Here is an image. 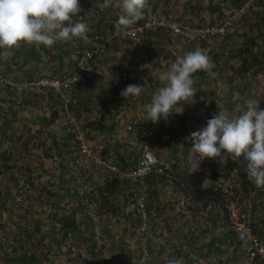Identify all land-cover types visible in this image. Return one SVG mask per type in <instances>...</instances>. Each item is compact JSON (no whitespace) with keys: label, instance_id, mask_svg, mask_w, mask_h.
<instances>
[{"label":"rangeland","instance_id":"374dc122","mask_svg":"<svg viewBox=\"0 0 264 264\" xmlns=\"http://www.w3.org/2000/svg\"><path fill=\"white\" fill-rule=\"evenodd\" d=\"M103 2L79 0L81 11L71 21L80 19L88 25L85 38L57 41L51 47L22 44L9 56L0 57V264H138L142 245L147 244L139 242L141 221L133 215L135 205L130 200L137 185L122 183L115 176L107 181L108 190L98 181L99 189L94 187L91 194V179L81 177L82 185L74 180L73 175L99 173L89 161L83 168H74L75 157L83 158L76 145L79 130L86 132L92 150L96 144L109 145L116 157L125 158L127 166L118 165L120 160L114 155L107 162L116 167L108 175H122L134 166L140 147V130L128 134L124 126L138 119L141 129L153 127L154 154L168 167L158 184L163 198H172L176 215L179 192L171 196L169 190H176L178 175L202 168L208 176L204 189H212L217 180L234 181L235 207L245 209L241 198L248 191L251 201L255 198V204L263 203L256 201L264 200V188L249 180L243 156L224 154L216 160H201L191 152V134L205 127L214 113L231 111L236 103L234 93L240 94V103L252 99L259 103L258 110H264V0H148L143 18L125 30L140 26L150 15L155 17L157 24L140 37L137 46L115 28L119 8H104ZM226 24L223 34L215 31ZM106 40L105 53L89 61L87 70L66 91L74 105L64 106L53 93L37 86L42 79L71 77L77 60L74 51L94 48ZM197 48L205 51L214 66L209 72L194 74L195 101L178 105V114L168 121L152 123L144 105L162 86L159 74L178 56ZM121 72L126 78L115 85ZM129 84L144 86L143 94L122 97L121 91ZM229 162L235 163V169H230ZM80 188L84 196L78 193ZM19 190L21 203L15 204ZM250 214L253 225L252 209ZM141 220L146 229L148 218ZM209 221L207 231L203 221L194 223L198 236L203 232L215 235L219 224ZM96 231L107 239L105 246L93 240ZM182 234L180 230L172 238L175 246L188 237ZM231 236L228 245L232 247L228 250L225 243L222 260L210 264H245L243 250Z\"/></svg>","mask_w":264,"mask_h":264},{"label":"clouds","instance_id":"9594fccd","mask_svg":"<svg viewBox=\"0 0 264 264\" xmlns=\"http://www.w3.org/2000/svg\"><path fill=\"white\" fill-rule=\"evenodd\" d=\"M148 0H104L102 7H118L120 14L115 24L118 32L127 30L143 18ZM81 11L79 0H0V57H7L22 44L51 47L57 41L85 38L88 25L79 19L71 21ZM68 22V26H65ZM211 58L197 48L183 56L159 74L162 86L144 105L148 120L156 124L178 114L177 106L195 101L197 78L195 73L209 72ZM144 86L129 84L121 91L125 99L140 97ZM241 100L233 94L235 107L214 113L205 127L191 134L192 153L201 160H216L224 154L243 156L246 173L257 188H264V110L252 99ZM181 114V113H179ZM166 264H184L183 258L173 257Z\"/></svg>","mask_w":264,"mask_h":264},{"label":"built area","instance_id":"2783aa9c","mask_svg":"<svg viewBox=\"0 0 264 264\" xmlns=\"http://www.w3.org/2000/svg\"><path fill=\"white\" fill-rule=\"evenodd\" d=\"M154 24H157V21L154 16H149L144 20V22L136 27L132 28L129 31H124V36L133 43V46H137L136 42L140 40L143 34H146L148 31L152 30ZM221 28H216L215 31L223 34L225 32V26ZM214 30V29H211ZM213 31H211L212 34ZM116 34L115 36H117ZM108 40L104 43L95 46L91 49H77L74 51V55L77 60L75 62L74 71L71 72V77L63 75L60 78L47 80L42 79L37 82V86H40L46 89L48 92L53 93L57 101H61L64 106L74 105L75 101L67 99L66 91L73 85L74 82L78 81L81 73L85 72L86 64L89 61L95 60L96 58L101 57L107 48ZM126 74L121 72L119 77L114 81V84H118V81L125 79ZM140 130V147H139V156L133 167L127 173L122 175H108V172H115V166H108L107 160L103 156L105 147L103 144H96L92 150L89 144L86 142L85 136L86 132L79 130L77 131L76 142L79 155H83V158L79 159L75 157L73 164L74 168L85 167L91 163L99 171L97 177L103 179L104 181H109L118 176L123 183H134L137 185V188L132 190L130 195V200L134 203L135 209L133 215H136L140 218H147V206L149 202V187L145 182L150 176L164 177L168 167L163 164L154 154L152 144L154 140L153 127H148L141 129V122L138 119H130L124 126V131L128 134H134ZM81 152V153H80ZM87 165V166H88ZM107 173V174H106ZM213 191L220 194L222 203L224 204L223 209L226 213L227 226L232 233L234 240L238 243L240 248L243 250L245 257V264H255L260 262L264 264V239L259 237L253 232L252 228V217L249 209H239L233 205V198L235 196L236 184L233 180H217L213 183ZM21 192L18 191L15 193V204L21 203ZM78 193L81 196L85 195V191L82 188L79 189ZM191 202L186 197H181L177 203L179 213L184 217H189ZM87 205V203H86ZM144 224V223H143ZM146 226V225H144ZM148 228L140 229V233L147 234ZM96 238V239H95ZM93 240H98L101 242L100 245L105 246L107 239L100 232L96 231V234ZM99 246V245H98ZM150 257V253L147 249L142 250V254L138 259V264H143Z\"/></svg>","mask_w":264,"mask_h":264},{"label":"crops","instance_id":"0c3cea01","mask_svg":"<svg viewBox=\"0 0 264 264\" xmlns=\"http://www.w3.org/2000/svg\"><path fill=\"white\" fill-rule=\"evenodd\" d=\"M103 126V124H102ZM102 128V127H101ZM106 128L103 126V129ZM94 129V128H92ZM99 130V129H97ZM100 131V130H99ZM107 131V130H106ZM94 132V130H93ZM107 133V132H106ZM105 151L103 156L106 158V160L110 161L113 160L114 157L120 160L116 163L120 164L122 161H125V158L122 156L116 157V150L112 149L109 145H105ZM74 180H76L78 183H80V179L86 178L91 179L93 183L91 182V194L94 190L93 188L96 187V189H99V185L96 186L95 183L99 181L100 184H103L101 186L106 185V189L108 190L107 181H104L106 183H102L100 178L97 177V175H73ZM153 177V178H152ZM157 176H150L148 179L145 180L147 183L149 190H153L151 192L152 197L149 198L148 206H147V228L148 232L147 234L142 233L141 238L139 242H144L147 245H142V249L139 253L142 252V250L145 248L149 251L150 257L149 259L144 262L143 264H166L167 260L176 257V258H183L184 264H210L212 260L218 261L222 260V254H223V247L226 243L228 246V250L230 249V244L232 242V238H228L229 235H232V233L229 231V228L227 226L226 221V213L223 209L224 204L219 203H196L191 202L190 206V214L189 217H184L181 213H179L178 210V201L176 202L175 206V212L178 213L177 215L173 212V203L172 198H163L162 196V190L160 188V179H158ZM71 184V181H69ZM68 183V184H69ZM84 183H86V180H84ZM123 183V182H122ZM67 184V183H66ZM65 183H63L64 186H66ZM67 184V185H68ZM69 184V185H70ZM81 184V183H80ZM82 185V184H81ZM176 190L171 187L170 195L174 196L179 194V198L186 197L189 199V197L180 189L178 191V188L175 186ZM150 194V193H149ZM237 200V198H236ZM253 200H256L255 198L251 201V191H248L243 197L241 198L242 206L245 207V209H249L251 212V209L253 211V232L258 235L259 237L264 239V200L258 199L256 202H262L260 205H257L253 202ZM220 201L222 199L220 198ZM221 203V204H220ZM252 203V205H251ZM212 211L211 214L207 215V212ZM181 217L182 219L179 220L178 217ZM202 216V217H199ZM205 216V217H204ZM209 217L208 221H204L205 218ZM179 217V218H180ZM140 218V217H139ZM203 221L202 228L203 230L207 231L206 229H210L209 227V220H214L217 224H219V227L214 230L215 235L209 236L206 234V232H203L200 236L197 235V231L194 229V223L197 221ZM141 221V228L144 226L143 222ZM180 222L183 223V226L180 225ZM143 225V226H142ZM140 228V229H141ZM218 229L224 230L223 231H217ZM127 229L126 227H123V231L125 232ZM182 230L184 233L182 238V243H180L179 246H175V239H172L175 236H178V233ZM140 232V231H139ZM233 237V236H231ZM226 239V240H225ZM225 241V242H224ZM219 253V257H218ZM196 254V255H195ZM140 257V256H139Z\"/></svg>","mask_w":264,"mask_h":264},{"label":"trees","instance_id":"16d2710c","mask_svg":"<svg viewBox=\"0 0 264 264\" xmlns=\"http://www.w3.org/2000/svg\"><path fill=\"white\" fill-rule=\"evenodd\" d=\"M114 41L112 43H114ZM107 46H109V43ZM58 59L61 60L60 54H59ZM103 119L104 118L100 119V126L102 128L104 126V125L102 126ZM54 144L56 145V143ZM76 145H78L77 142H76ZM121 164H123V166L128 165V163L126 162L124 163V161H122ZM228 166H230L231 170L235 169L236 167L235 163H230V162L228 163ZM178 176H179V180L177 181L176 187L179 189H182V191L189 198L191 197V199L194 202L196 203L205 202V203H212V204L219 203V202L222 203V201H220L221 196L219 193L213 191V189H210V188L209 189L203 188V184L208 178L206 170L204 168L197 169L192 172L183 173L182 175H178Z\"/></svg>","mask_w":264,"mask_h":264}]
</instances>
